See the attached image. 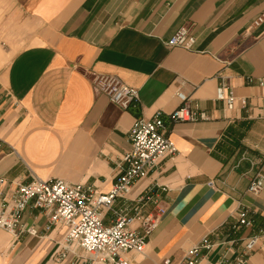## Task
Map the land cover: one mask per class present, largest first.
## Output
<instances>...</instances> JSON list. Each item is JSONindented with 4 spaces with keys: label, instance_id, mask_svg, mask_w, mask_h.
Masks as SVG:
<instances>
[{
    "label": "crops",
    "instance_id": "crops-1",
    "mask_svg": "<svg viewBox=\"0 0 264 264\" xmlns=\"http://www.w3.org/2000/svg\"><path fill=\"white\" fill-rule=\"evenodd\" d=\"M262 10L264 0H0V200L31 174L108 192L125 168L134 120L172 112L179 90L208 118L166 122L177 154L115 201L113 210L134 214L148 192L165 210L145 253L125 257L175 264L207 238L203 262L264 264V190L247 191L264 161V26L246 31ZM182 26L195 39L190 50L166 44ZM93 75L117 77L138 103L110 102ZM221 82L245 105L216 101ZM243 210L251 224L234 228ZM21 224L37 234L0 229V264H53L65 228L47 229L46 213L32 207Z\"/></svg>",
    "mask_w": 264,
    "mask_h": 264
},
{
    "label": "built area",
    "instance_id": "built-area-1",
    "mask_svg": "<svg viewBox=\"0 0 264 264\" xmlns=\"http://www.w3.org/2000/svg\"><path fill=\"white\" fill-rule=\"evenodd\" d=\"M261 26H264V10L252 20L246 31ZM194 43L190 28L182 26L166 44L190 50ZM91 84L96 92L105 95L110 102L125 110L139 101L137 90L125 86L115 76L93 75ZM176 97L180 105L172 112L165 115L155 112L150 118L140 117L134 120L128 135L129 149L122 156L125 168L108 192L99 193L91 186L70 184L56 178L40 179L31 174L27 183L17 185L9 199L0 200V229L11 235L22 231L31 236L36 235L34 228H24L21 218L28 208H39L47 215V229L57 225L65 228V234L51 258L53 264H131L125 255L145 253L146 239L158 226L165 210L160 207V200H152L148 192L136 198V205L131 207L134 214H130L129 210H113L115 201L126 196L135 182L145 178L160 161L177 154L174 144L166 135V122L175 124L208 118L181 91L176 92ZM215 100L222 102L227 110H232L237 101L242 106L245 105V100H237L222 82L215 90ZM263 170L264 161L249 182V193L257 195L264 190ZM149 202L153 205L152 210L140 214L141 207ZM108 212L112 213V218L105 224L104 214ZM134 219L140 220L139 231L130 228ZM250 224L248 212H238L234 228L248 227ZM256 243L257 236L249 237L244 246L245 252H251ZM211 247L207 238H204L175 264H209L199 259V253L202 249L209 250ZM162 264L173 263L164 260Z\"/></svg>",
    "mask_w": 264,
    "mask_h": 264
}]
</instances>
